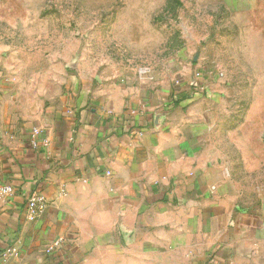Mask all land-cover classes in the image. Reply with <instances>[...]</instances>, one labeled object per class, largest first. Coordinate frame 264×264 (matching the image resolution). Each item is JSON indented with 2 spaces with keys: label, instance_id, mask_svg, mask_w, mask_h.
<instances>
[{
  "label": "crops",
  "instance_id": "obj_1",
  "mask_svg": "<svg viewBox=\"0 0 264 264\" xmlns=\"http://www.w3.org/2000/svg\"><path fill=\"white\" fill-rule=\"evenodd\" d=\"M146 1L176 27L162 20L161 57L100 27L76 32L78 53L73 27L64 48L42 47L51 27L13 53L0 43V189L14 188L0 190V264H264V131L254 164L219 119L210 43L177 26L186 2L230 19L259 0ZM32 195L47 205L35 220Z\"/></svg>",
  "mask_w": 264,
  "mask_h": 264
},
{
  "label": "rangeland",
  "instance_id": "obj_2",
  "mask_svg": "<svg viewBox=\"0 0 264 264\" xmlns=\"http://www.w3.org/2000/svg\"><path fill=\"white\" fill-rule=\"evenodd\" d=\"M162 8L161 1L146 0H0V43L13 53L24 42L32 43L35 31L51 27V37L45 34L41 38L42 47L64 48L62 41L56 43V38L68 36L65 28L73 27L75 37L80 38L77 31L100 27L97 36L101 39L124 40L132 51L160 50L157 56L161 57L167 37L162 35V20L171 26L173 19H152L146 15H160ZM169 8L177 9V3H170ZM179 8L184 17L178 28L210 43L205 51L210 59L207 63H212L224 79L219 119L230 125L232 134L229 132L228 137L234 146H244L239 148L248 150L247 155L257 164V146L252 147L251 134L257 133L258 128L259 132L264 131V0L251 2L249 18H214L210 16V8L203 7L201 2H186ZM199 10L204 14L194 17ZM137 31L146 47L130 43V34ZM79 38L72 45L74 52L80 47Z\"/></svg>",
  "mask_w": 264,
  "mask_h": 264
},
{
  "label": "built area",
  "instance_id": "obj_3",
  "mask_svg": "<svg viewBox=\"0 0 264 264\" xmlns=\"http://www.w3.org/2000/svg\"><path fill=\"white\" fill-rule=\"evenodd\" d=\"M199 76H200V72H197L195 77L198 78ZM176 83L177 85H179V87L181 86L180 81H177ZM190 86H191L190 90H192L190 91V94H189L190 98H194L195 96L194 93L196 90L199 89L203 91L206 89L205 85L201 86L199 85V83L197 84L196 82H194ZM40 133H41L40 129H37V128L33 129L34 137L38 136ZM42 142L46 143L47 141L45 138H43ZM0 190L3 194H12L14 192L13 186H10V185H6L2 187ZM46 206L47 205L43 201H41L37 196L35 195L30 196L27 201V218L29 220H35L39 216V214L45 210ZM58 244H59V241L56 242L54 245H49V247L47 248V252L50 253L54 249V247L57 246Z\"/></svg>",
  "mask_w": 264,
  "mask_h": 264
}]
</instances>
